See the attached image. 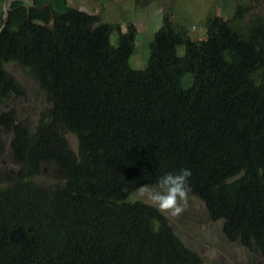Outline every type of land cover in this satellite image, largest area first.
Instances as JSON below:
<instances>
[{"label":"trees","instance_id":"1","mask_svg":"<svg viewBox=\"0 0 264 264\" xmlns=\"http://www.w3.org/2000/svg\"><path fill=\"white\" fill-rule=\"evenodd\" d=\"M48 4L52 28L50 8L16 0L0 34V103L22 94L6 68L18 63L53 105L35 129L0 112L20 164L14 181L0 175V264H205L165 214L130 199L182 167L228 240L264 258V14L238 4L199 38L166 13L138 70L144 25L123 30L68 0L35 6ZM50 164L62 182L39 184Z\"/></svg>","mask_w":264,"mask_h":264},{"label":"rangeland","instance_id":"2","mask_svg":"<svg viewBox=\"0 0 264 264\" xmlns=\"http://www.w3.org/2000/svg\"><path fill=\"white\" fill-rule=\"evenodd\" d=\"M21 1L31 4L30 0ZM72 1L77 5L83 3L81 0ZM4 3L5 0H0V9H4ZM238 4L251 6L252 13L264 14V0H127L125 2L106 0L98 16L104 22L121 24L123 30H126L130 22L138 24L140 28H143L142 25L145 26V30H142L137 38V53L131 59L134 69L144 70L147 68L150 56L149 42L162 27L166 13L173 12L174 18L189 27L192 35L204 38L207 36L208 17L218 13L226 18L232 17ZM116 38L117 35H114L112 41L115 42ZM181 52L183 53V50ZM6 68L20 84L22 94L13 96L6 103H0V112L14 111L20 122L35 129L36 125L51 112L53 105L27 69L18 63H9ZM192 81L191 75H188L184 81L185 87L191 86ZM59 128L63 131L62 126ZM65 134L73 150L77 151L76 136L68 132ZM12 139L13 133L2 129L0 175L9 182L17 178L20 170V164L13 157ZM34 180L46 186L62 182L55 165L52 164L45 166L42 174ZM130 199L141 200L158 208L140 190L133 193ZM161 212L168 218L184 243L204 259L205 264H264V258L260 253L248 250L239 242L228 240L223 231L224 222L213 221L206 204L199 198L190 194L188 206L180 216Z\"/></svg>","mask_w":264,"mask_h":264},{"label":"clouds","instance_id":"3","mask_svg":"<svg viewBox=\"0 0 264 264\" xmlns=\"http://www.w3.org/2000/svg\"><path fill=\"white\" fill-rule=\"evenodd\" d=\"M192 175V169L188 167L165 172L155 185L141 186L140 192L146 194L161 211L180 216L188 206Z\"/></svg>","mask_w":264,"mask_h":264},{"label":"water","instance_id":"4","mask_svg":"<svg viewBox=\"0 0 264 264\" xmlns=\"http://www.w3.org/2000/svg\"><path fill=\"white\" fill-rule=\"evenodd\" d=\"M16 1V0H5V3H4V9H3V18H4V23H3V26L2 28L0 29V34L2 33V31L6 28L7 24H8V21H9V9H10V6L12 5V3ZM93 3V5L97 8V11H93V10H90L84 6H81V5H77L75 3H73L72 0H68V4L71 8L77 10V11H80V12H83V13H87L88 15H91V16H98L102 10V7L99 3H97L96 1L94 0H89ZM114 1H117V2H125L127 0H114ZM33 2H35V0H33ZM34 9H37L39 10L40 8H50L51 10V19H52V22L51 24L47 25V24H44L46 27L48 28H52L55 21H56V16H55V10H54V7L50 4L48 5H44L43 7H33Z\"/></svg>","mask_w":264,"mask_h":264},{"label":"flooded vegetation","instance_id":"5","mask_svg":"<svg viewBox=\"0 0 264 264\" xmlns=\"http://www.w3.org/2000/svg\"><path fill=\"white\" fill-rule=\"evenodd\" d=\"M31 1V6L32 7H37V6H35V4H36V0H35V2H33V0H30ZM83 3V5L81 4V6H84V7H86V8H88V9H90V10H93V11H97V8L93 5V3L91 2V1H89V0H81ZM94 1H96L97 3H99L100 5H101V7H102V10H103V3H106V0H94ZM112 1V0H111ZM25 2V1H24ZM28 4V3H27ZM44 5H42V6H38V7H43ZM42 9H45V8H40L39 10H37V9H35V10H37V11H41ZM101 10V11H102ZM51 22H52V19H51Z\"/></svg>","mask_w":264,"mask_h":264}]
</instances>
